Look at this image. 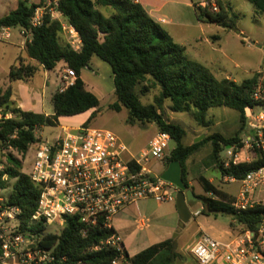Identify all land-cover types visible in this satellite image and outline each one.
Segmentation results:
<instances>
[{
	"label": "trees",
	"instance_id": "trees-1",
	"mask_svg": "<svg viewBox=\"0 0 264 264\" xmlns=\"http://www.w3.org/2000/svg\"><path fill=\"white\" fill-rule=\"evenodd\" d=\"M250 1L259 12L264 13V0ZM216 3L217 11L199 6L196 10L198 19L226 28L235 27L230 17L232 5L222 0H216ZM39 4L40 1L34 3L18 0L15 9L0 16V27L28 28L30 18ZM101 7L111 9L110 14L105 15ZM58 9L79 32L81 50H74L68 41L62 42V23L47 18L42 26L33 29L32 40L26 45L28 58L37 65L26 62L20 56L10 69L9 79L11 82H26L36 74L38 65L53 70L58 63L64 62L66 67L75 70L76 81L64 92L57 91L53 95L54 113L50 115L18 107L11 99L10 86L0 91V109L3 111L0 118V141L5 148H12L24 155L38 140L36 132L39 128L56 126L61 116H73L99 107L100 99L86 88L81 77L83 68L89 66L95 54L113 69L117 100L110 104V108L121 111L125 107L128 109L129 123L156 122L159 131L171 134L177 146L171 150L167 164L173 160L181 162L182 176L189 188L187 160L205 140L213 143L216 168L223 177L241 180L249 172L264 167V156L259 151H256L254 160L237 164L221 158V152L226 146L236 151L244 145L243 135L247 130L245 109L256 104L253 92L259 74L240 82L229 77H216L206 66L190 59L185 46L175 42L137 0H59ZM157 87L160 92L154 103H143L142 96ZM167 100L171 101L170 110L174 112H186L194 108L195 119L203 125H207L209 109L223 106L233 108L239 112L240 126L234 135L214 133L206 136L203 141L186 145L183 143L186 130L164 115ZM7 160V165L0 169V189L6 187L8 180H14V183L8 199L3 200V203L21 209L18 216L19 232L35 236V248L49 253L53 258L41 264H111L119 255L117 250L92 249L116 230L96 227L87 229L84 234L86 227L79 218L68 216L60 234L44 233L46 224L43 221L32 222L40 198V186L23 171L22 160L15 154L8 153ZM197 180L205 193L210 195L202 196L205 203L203 212L230 214L244 230L258 228L264 219V204L238 210L234 206L236 196L219 188L204 174H200ZM2 255L0 246V263ZM126 255L131 264H173L178 253L174 240L168 239L149 246L133 257L127 251Z\"/></svg>",
	"mask_w": 264,
	"mask_h": 264
},
{
	"label": "rangeland",
	"instance_id": "rangeland-1",
	"mask_svg": "<svg viewBox=\"0 0 264 264\" xmlns=\"http://www.w3.org/2000/svg\"><path fill=\"white\" fill-rule=\"evenodd\" d=\"M18 0H0V15L4 16L12 9L16 8ZM38 3L40 0H30ZM162 7L155 12L157 17H164L173 22L166 25L168 31L175 42L185 46L188 57L194 61L206 66L218 78L229 77L236 81H242L246 78L258 74L264 68V13L259 12L250 0H222L230 3L233 7L231 19L235 23V27L226 28L214 23L203 22L197 17V8L203 6L202 2L207 3L203 7H207L211 11H217L218 6H214L215 0H159ZM105 15L110 14L108 8H100ZM234 14L236 17H234ZM165 25V24H164ZM164 28V27H163ZM166 28V27H165ZM164 28V29H165ZM166 30V29H165ZM23 38L20 36V28L16 27L12 30V37L7 41H0V91L5 90L8 85L9 73L12 65H14L20 56H26V46L22 43ZM61 41L67 42L66 33H61ZM104 65L110 69V66ZM59 65V64H58ZM92 70L99 75L104 81L105 86L101 88L100 105L96 109L73 115L61 116L59 124L56 126H44L36 132L37 138L52 139L59 135L62 127L77 128L88 126L89 128H103L114 132L124 144L128 147V151L123 154V158L128 160L132 155H138L145 149L152 138L159 132L156 122L131 124L128 122V109L122 108L121 111H115L110 108V104L117 100L114 92V82L111 78L112 72L104 74L103 71L92 67ZM59 69L51 71L53 77H57ZM40 75L38 74L34 82L24 84L15 82L12 84V100L18 104L22 97L31 96L35 100L41 98L42 89ZM20 85H25L23 88ZM42 85V84H41ZM55 83H51L48 91L55 89ZM160 88H152L147 94L142 96L145 104L154 103L155 97L159 94ZM171 101L167 100L164 104L165 117L169 121L180 124L185 130L186 135L183 143L191 145L196 140L203 141L206 136L214 133H220L224 136L234 135L240 126L239 112L229 107H213L209 109L206 116L207 125L198 122L194 117L195 109L186 112H174L170 110ZM35 110L41 111L40 102H37ZM46 111L54 113L53 103L46 98L44 107ZM2 109H0V118L2 117ZM94 113V115H93ZM10 117V115H8ZM198 141V142H199ZM177 146V142L171 140L167 154H170ZM228 146L221 152V158L229 162L231 156ZM30 150V149H29ZM13 153L23 163V171L28 173L31 168L32 154L28 151L26 154H20L14 149H7L0 141V169L7 165V154ZM215 158L213 156V143L205 140L187 160L189 180L191 181V189L194 193L201 197V200L189 202L191 218L181 226V214L177 208L176 200L172 202H157L154 199L141 200L138 204L139 210L130 206L127 210L113 218V226L122 237L127 252L131 257L140 253L144 249L162 241L172 239L176 246V257L173 264H198L190 253V247L201 235L204 229L208 234L221 240H228L230 233L234 234L244 230V228L234 222V218L226 213H210L203 212L205 203L202 196H208L203 190L202 185L197 180L200 174L213 178L215 184L220 187L238 194L241 183L228 181H219L221 174L219 170L213 167ZM167 162L160 159H152L150 166L157 173H162ZM14 180H8L6 187L0 189V198L7 200L12 191ZM255 199L264 200V187L259 188L255 194ZM201 211V214L194 216V213ZM139 212L148 219L149 226L139 229L136 225V219ZM13 223H15L13 221ZM20 226V225H19ZM19 226L15 228L19 232ZM63 225L58 223L46 225L44 233L60 234ZM22 233V232H21ZM29 240H35V236L28 233H22ZM43 260L37 262L41 264ZM13 264V260L7 261L6 264ZM129 264L131 262L129 261Z\"/></svg>",
	"mask_w": 264,
	"mask_h": 264
},
{
	"label": "built area",
	"instance_id": "built-area-1",
	"mask_svg": "<svg viewBox=\"0 0 264 264\" xmlns=\"http://www.w3.org/2000/svg\"><path fill=\"white\" fill-rule=\"evenodd\" d=\"M58 5L59 0H40L30 18V26L20 28L24 46L32 40L33 29L42 26L49 18L60 21L71 47L81 50L79 32L66 21ZM12 30L10 26L0 27V41L9 40ZM258 74L253 92L256 104L245 109L247 130L243 135L244 145L236 151L233 147L228 151L235 164L254 160L256 151L264 156V68ZM76 78L75 70L66 67L58 91L64 92L74 85ZM171 140L169 132L159 131L142 152L131 154L125 160L123 154L129 152L128 147L108 129L64 126L55 138H38L28 150L32 154L28 175L41 188L32 222L65 226L68 216H76L85 225L86 234L89 228L115 229L113 218L129 206L139 210L141 200L175 201L178 188L150 166V161L156 158L167 162ZM239 181L241 188L234 202L236 209L264 204V200L254 197L255 192L264 187V167L249 172ZM20 213V208L5 206L0 198V246L3 251L0 264L11 260L13 264L51 261L53 258L49 253L35 248L36 240H29L21 232H16ZM200 214L201 211H197L194 216ZM148 222L139 212L137 227L146 228ZM101 249L118 251L119 255L111 264H129L127 249L117 230L92 250ZM190 253L198 264H264V219L256 230H242L228 240L203 232L190 247Z\"/></svg>",
	"mask_w": 264,
	"mask_h": 264
},
{
	"label": "crops",
	"instance_id": "crops-1",
	"mask_svg": "<svg viewBox=\"0 0 264 264\" xmlns=\"http://www.w3.org/2000/svg\"><path fill=\"white\" fill-rule=\"evenodd\" d=\"M137 1L140 2L145 7V9L149 12V14L155 20H157L164 28L166 27L165 28L166 31L170 34V32L168 31V28H167L168 26H166V25L172 23L173 21L172 20H168V19H166L164 17H157L156 14H155V12L158 11L162 7V5H159L158 4L160 1L159 0H137ZM206 3H207L206 1H203L202 2V5L204 6ZM17 4H18V1H17ZM214 6H217V3L216 2L214 3ZM25 50H26V48H25ZM21 57H23L26 62H29V63L36 64L37 65V63H35L34 60H31L30 58H28L27 52H26V56H21ZM103 62H106V61H104L99 56H97V55L94 54L91 57V60L89 62V66L83 68V70L81 72V77H82L83 81L85 82L86 88L88 90L92 91L94 94H96L99 99H100V95L102 93L101 88H102V86L103 87L105 86V84H104L105 81L102 79L104 76L102 78L99 75L94 76V74H96V73H95L94 70H92V67H96L98 70L103 71L104 74L110 73L109 70H111V72H112L111 78L113 79V82H114V73H113L112 66L108 62H106V64H108L110 66V69H108V67H106L104 65L105 63H103ZM58 64L59 65H57L55 67V69L56 68L59 69V72L57 73V77H53L52 76V73H51L52 70H47L42 65H38L39 66L38 71L36 72V74L30 80H28L26 82L25 81H21V80H19V81H13V82L9 81V83H8V85H6V87H9V86L12 87V84L15 83V82H22L24 84H27V83H30V82L35 83L34 82V79H35V77L38 74L40 75V79L42 78V81L40 83L39 82L37 83V85L40 84V87L42 89L41 98H39L38 100H35L34 97H31V96L27 97L25 95V97H22L21 102H19L17 104L18 107H21L24 110H31V111H35L36 112L37 110H35L34 107L37 106V102L38 103L40 102V105H41L42 108H41V111H38V112H43V113H46L48 115L53 114V113H50L49 111H46L43 107H44L46 98L48 99V97H49V100L52 102L53 95L58 91V89L60 87V84H61V75L63 74L64 70L66 69V65H65L64 62H60ZM52 82L55 83V86L56 87H55V89L53 91H51L50 95H48V91H49V89L51 87V83ZM20 86L23 87V88H26V87H24L25 85H20ZM114 90H115V85H114ZM230 147L231 146H228V148H230ZM187 167H188V164H187ZM213 167L216 168V164L215 163L213 164ZM210 180L211 181H214L213 178H210ZM221 180L222 181H228L229 180L230 182H238L239 181V180L232 181L230 177H228V176H224L223 177L222 175H221V179L219 181H221ZM214 183H215V181H214ZM190 185H191V181H190ZM216 185H218V187L221 188L219 183L216 184ZM221 189H223V188H221ZM223 190H225V189H223ZM225 191L228 192V193H230V194H232L231 192H229L227 190H225ZM232 195L237 196L238 194L237 195L236 194H232ZM208 196H210V195L208 194ZM128 208H130V206L127 207V208H125L124 210H127ZM234 222H235V220H234ZM203 232L207 233L204 229H202L201 230V234ZM232 235H234L233 232L230 233V237H232Z\"/></svg>",
	"mask_w": 264,
	"mask_h": 264
},
{
	"label": "water",
	"instance_id": "water-1",
	"mask_svg": "<svg viewBox=\"0 0 264 264\" xmlns=\"http://www.w3.org/2000/svg\"><path fill=\"white\" fill-rule=\"evenodd\" d=\"M199 140H196L198 142ZM182 164L179 160L171 161L166 169L161 173V177L172 184H174L178 188V192L176 195V205L181 214V226L185 224V222L189 221L192 214L189 209V202L201 200V197H198L194 191L187 186L184 182L182 176Z\"/></svg>",
	"mask_w": 264,
	"mask_h": 264
}]
</instances>
